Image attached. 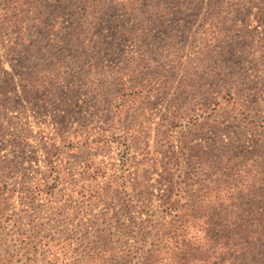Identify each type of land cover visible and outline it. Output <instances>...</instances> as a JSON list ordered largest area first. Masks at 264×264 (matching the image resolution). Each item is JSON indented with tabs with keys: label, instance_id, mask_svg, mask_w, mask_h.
<instances>
[{
	"label": "rangeland",
	"instance_id": "obj_1",
	"mask_svg": "<svg viewBox=\"0 0 264 264\" xmlns=\"http://www.w3.org/2000/svg\"><path fill=\"white\" fill-rule=\"evenodd\" d=\"M200 163L205 183L264 166V0H0V264L107 237L130 264L145 209Z\"/></svg>",
	"mask_w": 264,
	"mask_h": 264
},
{
	"label": "trees",
	"instance_id": "obj_2",
	"mask_svg": "<svg viewBox=\"0 0 264 264\" xmlns=\"http://www.w3.org/2000/svg\"><path fill=\"white\" fill-rule=\"evenodd\" d=\"M17 3L22 0H6ZM190 165V164H189ZM189 166L161 194L157 212L145 209V239L135 245L119 247L130 264H264V208H251L248 214L235 206L240 198L257 197L264 202V166L252 173L224 167L219 178L203 181L204 164ZM37 188V194H48L57 185ZM259 201V200H258ZM229 202V203H227ZM222 218L223 223L209 222ZM209 218V220H208ZM144 228H140L139 232ZM142 233L140 235H142ZM51 249L50 241L40 243ZM65 245V244H64ZM55 247V245H52ZM62 247V246H61ZM91 254L80 259H65L66 264H119L110 238L102 239ZM58 248L51 249L47 264H60ZM52 253V254H51ZM118 261V263H117Z\"/></svg>",
	"mask_w": 264,
	"mask_h": 264
}]
</instances>
